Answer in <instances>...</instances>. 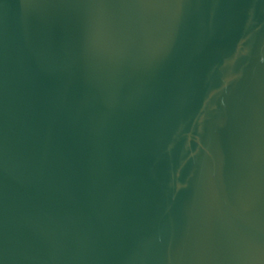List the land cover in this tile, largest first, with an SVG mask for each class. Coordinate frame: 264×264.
Returning <instances> with one entry per match:
<instances>
[{
  "label": "water",
  "instance_id": "obj_1",
  "mask_svg": "<svg viewBox=\"0 0 264 264\" xmlns=\"http://www.w3.org/2000/svg\"><path fill=\"white\" fill-rule=\"evenodd\" d=\"M0 264H264V0H0Z\"/></svg>",
  "mask_w": 264,
  "mask_h": 264
}]
</instances>
